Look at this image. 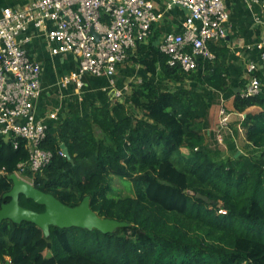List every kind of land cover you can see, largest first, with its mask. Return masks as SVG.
Wrapping results in <instances>:
<instances>
[{
    "label": "trees",
    "instance_id": "obj_1",
    "mask_svg": "<svg viewBox=\"0 0 264 264\" xmlns=\"http://www.w3.org/2000/svg\"><path fill=\"white\" fill-rule=\"evenodd\" d=\"M156 24L126 60L151 79L133 82L125 101L93 104L90 116L70 111L49 128L41 146L53 155L41 170H21L26 141L0 134V208L10 200L8 175L20 172L71 206L90 195L99 215L130 226L111 233L51 226L46 236L32 222L6 219L0 264H264V66L254 72L259 93L243 95L250 78L244 70L232 77L228 38L211 43L213 60L199 57L198 67L185 71L168 64ZM231 97L243 117L223 149L211 108ZM253 106L259 110L249 111ZM114 176L134 181L136 194L115 193ZM20 203L45 209L24 195Z\"/></svg>",
    "mask_w": 264,
    "mask_h": 264
},
{
    "label": "built area",
    "instance_id": "obj_2",
    "mask_svg": "<svg viewBox=\"0 0 264 264\" xmlns=\"http://www.w3.org/2000/svg\"><path fill=\"white\" fill-rule=\"evenodd\" d=\"M249 6L264 0H246ZM180 5L188 10L183 32L162 35L160 49L168 56V64L185 71L198 67V58L213 60L211 43L228 36L230 12L225 0H169L166 7ZM164 16L152 0H28L22 8L5 7L0 14V134L6 138L20 137L26 141L29 160L19 163L37 172L52 158L42 148L48 125L36 110L42 91L43 67L27 45L33 34L31 27L44 36L51 54L72 53L79 60V69L61 79V84L75 83L81 88L84 74L106 76L112 85L120 64L147 41L153 25ZM264 25V18L257 17ZM260 62L249 61L246 74L250 81L243 95H255L261 89L255 71L264 66V31L255 43ZM117 96L122 93L116 91ZM222 117L231 112L225 106ZM57 119V109L48 114ZM222 122V121H221ZM223 126H226L221 123ZM20 174V172H17ZM31 181V180H30Z\"/></svg>",
    "mask_w": 264,
    "mask_h": 264
},
{
    "label": "crops",
    "instance_id": "obj_3",
    "mask_svg": "<svg viewBox=\"0 0 264 264\" xmlns=\"http://www.w3.org/2000/svg\"><path fill=\"white\" fill-rule=\"evenodd\" d=\"M152 1L159 10L164 12L163 18L156 24L162 35L167 32L184 31L183 22L188 15L186 8L175 5L168 9L166 5L169 0ZM27 2L28 0H0V14L5 7L22 8ZM225 3L230 12L227 36L230 41L229 67L232 77L235 78L236 74L242 70L246 75V66L249 61L260 62V52L255 43L264 31V25L257 23V17L264 18V10L260 5L249 6L246 0H225ZM28 33H32L34 37L27 47L43 67L42 91L35 103L36 110L40 117L45 118L48 128H55L59 120L64 119L70 111L90 116L93 104L111 106L116 100L125 101L132 90L133 82L151 79V74L143 65L128 60L118 66L114 85L106 76H94L88 73L82 77L84 85L81 88L75 83L63 85L61 84L63 76L78 71V58L72 53L53 55L44 36L34 27H31ZM117 90L121 91L120 96H117ZM226 102L228 110L232 114H237L233 111V97L221 98L219 106ZM56 109L58 118H49L48 114ZM251 109H258V107H250L249 111H252Z\"/></svg>",
    "mask_w": 264,
    "mask_h": 264
},
{
    "label": "water",
    "instance_id": "obj_4",
    "mask_svg": "<svg viewBox=\"0 0 264 264\" xmlns=\"http://www.w3.org/2000/svg\"><path fill=\"white\" fill-rule=\"evenodd\" d=\"M61 148L64 155L72 161L67 145L62 143ZM8 177L12 180V188L4 194V197H9L10 200L4 202L0 208V223L6 219L16 223L29 221L41 228L46 236L50 235L51 226L60 228L76 226L89 230L96 228L104 233H111L117 228L130 226L127 221L99 215L91 206L90 195L85 196L79 204L71 206L54 194L39 189L32 181L21 177L17 172L9 174ZM189 193H193V191H189ZM22 195L44 206V211H37L21 205L20 197ZM197 196L207 198L201 193H197Z\"/></svg>",
    "mask_w": 264,
    "mask_h": 264
},
{
    "label": "rangeland",
    "instance_id": "obj_5",
    "mask_svg": "<svg viewBox=\"0 0 264 264\" xmlns=\"http://www.w3.org/2000/svg\"><path fill=\"white\" fill-rule=\"evenodd\" d=\"M164 85L165 86L168 85L167 87H171V88H175L177 86L175 83H171V84L166 83ZM207 95L209 96L208 93H207ZM226 104H227V102L224 104L222 103V105L219 106V104L213 103L212 104V110H211L212 128L217 133L218 141H219V143L223 149L226 148V144L224 142L225 135L228 134V132H233L232 124L236 125V123H237L236 120L243 117V114H240V113H237V114L233 113L232 114V112H231L230 116L228 117V120L225 121L222 117L221 111H222V108H224L225 106L227 107ZM230 106H231V104H230ZM251 110L253 112L254 111L256 112L259 109H251ZM221 121L226 126H223L221 124L222 123ZM239 127H240V125H239ZM235 137H236V141L238 142V145L243 148L244 144H245V138H244L245 134H244V129L242 127H240V135H237ZM183 151L187 152L188 150L183 149ZM19 175L21 177H24L21 174H19ZM24 178H26V177H24ZM26 179H28V178H26ZM28 180L30 181V179H28ZM112 184H113L114 192L117 194H120V195H135L136 194L135 184H134V181H132V180L122 179L120 177L114 176L113 180H112Z\"/></svg>",
    "mask_w": 264,
    "mask_h": 264
}]
</instances>
